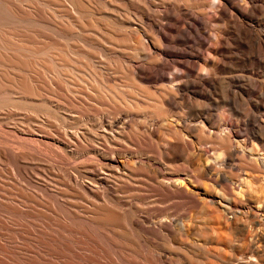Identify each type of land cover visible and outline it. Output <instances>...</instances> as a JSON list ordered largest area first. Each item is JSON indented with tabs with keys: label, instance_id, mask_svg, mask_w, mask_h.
<instances>
[{
	"label": "bare ground",
	"instance_id": "obj_1",
	"mask_svg": "<svg viewBox=\"0 0 264 264\" xmlns=\"http://www.w3.org/2000/svg\"><path fill=\"white\" fill-rule=\"evenodd\" d=\"M253 104L264 0H0V264H261L215 247L264 179Z\"/></svg>",
	"mask_w": 264,
	"mask_h": 264
},
{
	"label": "rangeland",
	"instance_id": "obj_2",
	"mask_svg": "<svg viewBox=\"0 0 264 264\" xmlns=\"http://www.w3.org/2000/svg\"><path fill=\"white\" fill-rule=\"evenodd\" d=\"M96 49H97L98 52L100 51L99 48H96ZM82 70L83 71L81 72V75L83 74L82 75L83 76V80H81V82H84V84L82 83L83 86L88 87V88L89 87L90 88H98V87H96L97 85L100 86V84L98 82V78H97V77H99V75L96 74L97 73L96 71L98 70V68H96V69L93 68L94 72H92L93 71L92 67L89 70L86 69V68L82 69ZM172 72H176V71L172 70L171 73ZM87 73H89L90 75L92 74V78H90V76L87 75ZM84 76H86V78L89 79V80L84 79L85 78ZM94 79H95V82H94ZM91 82H93V83L91 84ZM96 82H97V84H96ZM91 85H93V86H91ZM99 88H101V86ZM77 95L80 96V98L82 96V98L80 99L78 96H75L76 97L75 98L72 95L73 99L74 98L77 99L76 101H80V100H82L84 98L83 95H79V94H77ZM250 98L252 99L251 102L255 101L253 93L250 94ZM86 100H88V99L86 98ZM88 102L92 103L93 105L95 103L96 104L95 106L99 105L98 108H100V109L104 108L101 103H97L95 101H89V100H88ZM253 106H254V104L252 105V107ZM252 110L256 111V114L261 116L263 118L262 120L264 121V105H262L261 108H254L253 107ZM142 115L143 114H139V117L138 116L135 117V120L137 121L136 123H138L140 125H143L142 126L143 129H146V128L150 127L151 125L155 124L156 121L154 119L151 120V118H149V117H147L145 115H143V116ZM60 117H62V116L59 115L57 118H60ZM97 118L98 117L95 116L94 119H91L92 122H91V120H88L87 125L93 131L101 132V130L102 131L104 130V128H102V127L105 126V123H99ZM146 120H147V123H145ZM139 121H141V122H139ZM143 121H144V124H143ZM55 123H59L60 124V122L57 121V120H55ZM98 124H99V126H98ZM136 127L137 126H135V128ZM219 131H220V133H219ZM217 133H218V135L220 134L219 136H221L223 134V127H220L219 129H217ZM208 147H210L209 144L206 145V148H208ZM250 148H252V146H250ZM252 154H255V153H252ZM248 174L251 175L252 177L253 176L257 177V179L252 178V177L249 178V185H246V184L242 183V186L240 187L243 195L247 199L250 200V205H248V209L249 210L247 209L246 213H244L243 215L238 216L237 220L234 223V227L231 228L230 230L226 231L225 235L223 236V238L219 242V244L215 245V247H217V249H219L220 251H224L225 254L236 255L239 259H241L242 257H251L252 256L250 251L253 250L255 246L252 245V241H251L252 239L251 238L254 237V236L260 235L262 237L261 245L263 246V249H264V226H259L257 224L259 222L260 218L264 215V210L261 209V205L256 203V201L261 196L264 197V179H263V176H261L259 174H252L250 172H248ZM261 202L264 203V200H261ZM10 216L13 217L12 215H10ZM184 221H185V223H187L186 219H184ZM202 221H203L202 214L199 211L198 215L196 217V222L189 223V229L186 232H184V231H175L174 232V235L180 239L179 242L183 244V247L190 248L189 244L191 242H193V241H197L198 243L199 242L202 243L204 241V238L198 233L199 231H198L197 227L192 229L193 225H200ZM0 231L3 232V233L6 232V230H4V229H2ZM0 239H4V237L0 236ZM2 243H3V241H2ZM0 256H2V254H0ZM75 259H78V258L74 257L73 258L74 262L72 261L73 262L72 264H75L76 262L80 261L79 259L75 261ZM57 261L58 262L64 261V258L62 256H59ZM181 261L182 260H177L178 263L184 264V262L183 261L181 262ZM261 264H264V259H263Z\"/></svg>",
	"mask_w": 264,
	"mask_h": 264
}]
</instances>
